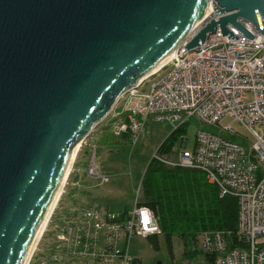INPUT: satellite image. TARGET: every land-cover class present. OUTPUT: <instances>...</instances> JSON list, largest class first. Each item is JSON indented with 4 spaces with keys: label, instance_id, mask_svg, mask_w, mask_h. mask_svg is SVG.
<instances>
[{
    "label": "water",
    "instance_id": "95a60500",
    "mask_svg": "<svg viewBox=\"0 0 264 264\" xmlns=\"http://www.w3.org/2000/svg\"><path fill=\"white\" fill-rule=\"evenodd\" d=\"M243 22L264 35V0H0V264L25 263L74 148L123 96L219 29L253 40Z\"/></svg>",
    "mask_w": 264,
    "mask_h": 264
},
{
    "label": "built area",
    "instance_id": "2783aa9c",
    "mask_svg": "<svg viewBox=\"0 0 264 264\" xmlns=\"http://www.w3.org/2000/svg\"><path fill=\"white\" fill-rule=\"evenodd\" d=\"M243 25L253 40L229 26L239 40H230L219 29L196 49L179 47L161 72L170 71L152 86L146 103L126 109L128 103L122 122L113 124L114 134L127 135L134 145L148 119L176 131L196 118L218 130L198 131L193 150L187 148L188 140L180 138L182 151L176 161L158 152L154 156L168 167L200 170L221 198L237 200L235 248L223 232L199 236L202 251L215 257L214 264H264V35L251 23ZM138 88L122 99L129 94L137 97ZM225 118L247 131L249 148L224 137L238 136L231 124L220 126ZM87 175L107 181L94 147L89 152ZM141 192L142 184L133 210L119 215L97 207L74 208L54 224L55 210L42 236H54L42 264H141L129 253L131 240L162 235L155 212L140 204ZM142 209L148 210L147 227L155 231L145 230Z\"/></svg>",
    "mask_w": 264,
    "mask_h": 264
},
{
    "label": "rangeland",
    "instance_id": "374dc122",
    "mask_svg": "<svg viewBox=\"0 0 264 264\" xmlns=\"http://www.w3.org/2000/svg\"><path fill=\"white\" fill-rule=\"evenodd\" d=\"M165 70L145 80L137 89V97H132L129 94L122 99L111 115L97 126L83 143L52 219L54 224L57 222V218H62L64 213L67 214L74 208L97 207L117 215L133 210L137 192L141 188L147 167L150 161L154 159L159 147L173 132V128L148 119L145 123L144 132L141 134L138 143L134 145L129 137H117L114 134L113 124L117 121L122 122L126 109L146 103L145 97L149 94L152 86L164 77L170 68ZM230 124L238 136L224 135V137L240 142L249 148L248 133L244 128L232 123L229 118L220 122L222 128ZM200 130L218 132L215 127L208 126L196 118L192 119L185 126L184 133L180 136V138L188 140L187 148L189 150L194 149L197 133ZM93 147L98 150L100 172L103 177L107 178V181L87 175L88 156ZM181 151L180 142H177L165 158L176 161ZM142 198L143 191L141 192V201ZM53 241L54 236L51 233L43 237L30 264H42L45 249L53 244ZM159 246L160 249L157 251L146 238L135 237L130 242L129 253L141 264H210L205 253L198 251L202 250L200 245L196 247L198 250L185 257L184 243L179 236L173 238L174 259L171 258L167 250L163 235H159ZM193 249L194 247L190 248L191 251Z\"/></svg>",
    "mask_w": 264,
    "mask_h": 264
},
{
    "label": "trees",
    "instance_id": "16d2710c",
    "mask_svg": "<svg viewBox=\"0 0 264 264\" xmlns=\"http://www.w3.org/2000/svg\"><path fill=\"white\" fill-rule=\"evenodd\" d=\"M184 129L181 127L173 131L159 147L158 154H169ZM142 191L140 204L155 212L172 259L175 236H179L184 243L185 257L198 250L199 236L204 232H223L231 248L238 245L237 200L232 197L221 198L218 189L208 182L200 170L168 167L154 158L142 179ZM147 240L155 250L160 249L159 236ZM191 247H194L192 251ZM205 255L208 262L214 264L215 257Z\"/></svg>",
    "mask_w": 264,
    "mask_h": 264
},
{
    "label": "bare ground",
    "instance_id": "6f19581e",
    "mask_svg": "<svg viewBox=\"0 0 264 264\" xmlns=\"http://www.w3.org/2000/svg\"><path fill=\"white\" fill-rule=\"evenodd\" d=\"M213 15H214L213 6L211 4H209V9L207 10L206 14L201 18V20L197 23V28L203 22H205L206 20L210 19ZM174 55H175V51L173 53H171V55L157 69H155L153 72H151L149 75H147L144 79H142L140 81V86L145 82V80H147V79L151 78L152 76H155L156 74L161 72L169 64V62L173 59ZM82 145H83V143H80L74 148V151L72 153L70 163H69V165L67 167V170H66V173L64 175L60 190H59V192H58V194H57V196H56V198H55V200H54V202H53V204H52V206H51V208H50V210H49V212H48V214H47V216H46V218H45V220H44V222H43V224H42V226H41V228H40V230H39V232H38V234H37V236H36V238H35V240L33 242V244H32V247H31V249L29 251V254H28L24 264H29L33 254L37 250V247H38V245H39V243L41 241V238H42V236L44 234V231H45V229H46V227L48 225V222H49L52 214L56 210V208H57V206H58V204H59V202H60V200H61V198L63 196L65 187H66L67 182L69 180V177H70V175L72 173L73 166H74V164H75V162L77 160V157H78V154H79V152H80V150L82 148Z\"/></svg>",
    "mask_w": 264,
    "mask_h": 264
},
{
    "label": "clouds",
    "instance_id": "9594fccd",
    "mask_svg": "<svg viewBox=\"0 0 264 264\" xmlns=\"http://www.w3.org/2000/svg\"><path fill=\"white\" fill-rule=\"evenodd\" d=\"M141 213H142V223H144V225H145V230L146 231H155L154 228L153 229H149L147 227V224L150 222L149 215H148V210L147 209H142Z\"/></svg>",
    "mask_w": 264,
    "mask_h": 264
}]
</instances>
